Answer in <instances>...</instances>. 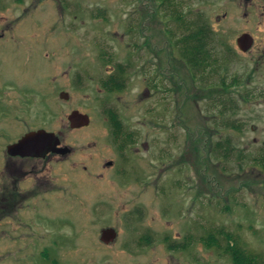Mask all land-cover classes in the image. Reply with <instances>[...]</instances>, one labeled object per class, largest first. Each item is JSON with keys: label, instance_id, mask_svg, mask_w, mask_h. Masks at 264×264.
<instances>
[{"label": "rangeland", "instance_id": "1", "mask_svg": "<svg viewBox=\"0 0 264 264\" xmlns=\"http://www.w3.org/2000/svg\"><path fill=\"white\" fill-rule=\"evenodd\" d=\"M240 1L0 0V42L15 55L0 65V187L20 132L73 149L51 164V198L19 215L0 200V264H235L232 238L264 264V12ZM179 13L213 33L200 70L183 59ZM122 65L124 88L109 91ZM76 109L89 125L70 127ZM106 227L116 242L100 240ZM186 235V249L169 247Z\"/></svg>", "mask_w": 264, "mask_h": 264}, {"label": "flooded vegetation", "instance_id": "2", "mask_svg": "<svg viewBox=\"0 0 264 264\" xmlns=\"http://www.w3.org/2000/svg\"><path fill=\"white\" fill-rule=\"evenodd\" d=\"M237 5L244 6L243 9L246 12L251 11L252 8L254 10L255 7L260 6L263 9H258V10L264 12V0H241L240 2H237ZM3 37H4L3 35H0L1 39H3ZM24 46L25 44L22 43L19 44L18 48L22 50ZM13 48H14L13 44H8L6 41L0 42V57L2 56L0 58V65H2V71L7 70L12 62V59L15 58V55H13ZM6 52L12 54V59H9V61L6 64H4L3 60L6 58ZM21 59L24 60L29 58L24 56ZM26 65L29 64L26 63ZM10 81L11 80L5 81L6 84L4 85V87L6 86L7 88V86H9L8 83ZM5 113L6 111L3 112V114ZM30 131H34V130H30ZM30 131L20 132L16 139H14L12 142L7 143L6 163L2 170L5 171L4 173L6 177L9 179V181L7 183H4V185L0 187V200L3 201L4 207L6 208L7 212H12V213L14 212L15 215L21 214L18 206L26 199L37 198L48 192H49V198H51L50 194H52L54 189V186L52 185L53 180L54 178L55 179L59 178L57 172L53 171V169L50 170V168H53L51 164H53L54 162L65 160L73 154V149L69 145L68 146L71 148V151L67 154H60L57 152H49L44 156H23L20 154L18 155L9 154L8 146L10 144L18 142L22 137H24ZM58 136L60 137V135ZM59 145L67 146V144L63 142V139L61 137H60ZM107 163L110 165V167L115 166L113 165V161H107ZM46 169L49 172V174H45ZM24 182L26 183V186L23 187L21 186V183ZM36 213H38V211L35 212L34 214ZM8 218H10V216ZM12 229L14 230V226L12 227Z\"/></svg>", "mask_w": 264, "mask_h": 264}, {"label": "trees", "instance_id": "3", "mask_svg": "<svg viewBox=\"0 0 264 264\" xmlns=\"http://www.w3.org/2000/svg\"><path fill=\"white\" fill-rule=\"evenodd\" d=\"M173 18H175L174 21H176L177 24L182 26L185 29V31H187V34H184V36L179 39V42L180 44H182V48H183V55H184L183 59L186 61V63L188 64V66L190 67L192 71H194V69L200 70L204 68L207 65V56L210 55L208 54L209 49L207 50V48H209L210 46L209 44L212 41V34H213L211 32L210 26L208 25L206 19L204 18L203 15H199L197 18L195 19L191 18V20L188 21L186 13H179L177 15H174ZM125 72L126 70H125L124 65L117 67L116 72L113 73V75H111L112 82H108L110 86H106L109 91L122 90V87L124 88V82H123L124 77L123 76ZM202 88L204 89L207 87H202ZM114 123L117 129L120 130L121 123L117 119L114 121ZM123 148L124 146H122V149ZM227 156H228L227 154H223V158H227ZM188 238L192 240V238L189 235L188 236L186 235L184 242L177 244L172 241L173 243H170L169 247L171 249H176V248L186 249L188 247L187 243L189 242ZM210 238H213L214 240H216V238L213 235H210L209 239ZM231 240L232 241L227 242L226 244L227 248L225 249V251L227 254L232 256L234 263L237 264L239 263L238 260H240L241 263L243 264H255V263L248 261L245 258L244 254L248 256L252 255L251 257L256 256V255L248 254L243 247L241 248L238 243L239 242L238 239L232 238ZM219 242L220 241H217V243Z\"/></svg>", "mask_w": 264, "mask_h": 264}, {"label": "water", "instance_id": "4", "mask_svg": "<svg viewBox=\"0 0 264 264\" xmlns=\"http://www.w3.org/2000/svg\"><path fill=\"white\" fill-rule=\"evenodd\" d=\"M239 47L243 51H247L254 42V38L250 33H244L237 39ZM61 98L69 99L67 91H61ZM71 128H81L89 125L91 118L87 113L80 110H73L68 116ZM59 136L52 131L46 129H39L28 132L18 142L8 146V153L12 155L23 156H44L49 152H57L60 154H67L71 151L68 146H60ZM118 232L115 227H106L101 231L100 240L105 244H111L116 241Z\"/></svg>", "mask_w": 264, "mask_h": 264}]
</instances>
